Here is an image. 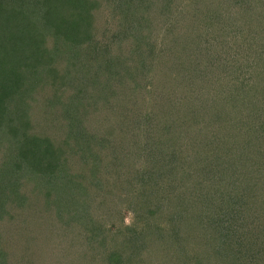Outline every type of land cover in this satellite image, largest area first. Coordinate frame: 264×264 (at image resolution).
Wrapping results in <instances>:
<instances>
[{
    "label": "trees",
    "instance_id": "16d2710c",
    "mask_svg": "<svg viewBox=\"0 0 264 264\" xmlns=\"http://www.w3.org/2000/svg\"><path fill=\"white\" fill-rule=\"evenodd\" d=\"M262 115L264 0H0V264H264Z\"/></svg>",
    "mask_w": 264,
    "mask_h": 264
},
{
    "label": "rangeland",
    "instance_id": "374dc122",
    "mask_svg": "<svg viewBox=\"0 0 264 264\" xmlns=\"http://www.w3.org/2000/svg\"><path fill=\"white\" fill-rule=\"evenodd\" d=\"M229 1H231V0H229ZM247 1H249V0H247ZM245 4V3H244ZM245 8H248V6L246 7V6H244ZM251 13L252 12H250L248 9H244V11H243V15H247L248 14V16H246V17H248V18H246L245 19V21H249L250 22V20H251V18L252 19H254L255 18V16L254 15H252L251 16ZM203 14H205V13H203ZM241 14V15H242ZM241 15H240V17H239V15H236L237 17H239L238 19V23H241L242 21H241V19H242V17H241ZM256 18H257V15H256ZM211 20H214L215 21V19H214V17H213V15H212V19ZM190 19H189V17H188V15H184L183 16V20H182V22H181V25H179L178 26V28H183V29H180L181 31L182 30H184V28H186V29H188L189 28V23H190ZM222 24V23H221ZM221 24L219 23V26H221ZM241 26H239V27H237V29L239 30V28H240ZM258 33V32H257ZM253 53L254 52H252L251 54L250 53H248V55L246 56V54L244 53V55H245V57H243V58H241V60L237 63V65L238 64H241L242 65V67L243 68H245L244 66H245V64H248L250 61H252V59H254L253 58ZM262 118H264V115H262V117H257V119H255L254 121H255V124H258V121H260ZM263 128H264V126H263ZM77 141H76V139L75 138H72L71 140H70V143L73 145V144H75ZM261 160H264V159H261ZM264 162V161H263ZM29 188H25V190L27 191ZM26 193H28V192H26ZM46 216H48V215H44V219L42 220V222H44V220L47 218ZM32 219V218H31ZM36 224V223H35ZM43 224V223H42ZM7 228H9V229H11V230H13L14 231V227H13V223H8V226L6 227V229ZM5 229V230H6ZM39 229H40V227H39ZM38 229V234H41L42 232H44V231H42V232H39L40 230ZM7 232V231H6ZM5 234V233H4ZM11 234V233H10ZM15 234V233H14ZM46 234H47V231H46ZM56 234V233H55ZM5 235H6V237H5ZM4 236H3V239H4V237H5V241H3V242H1V247L2 248H0V249H2V253H4L5 251H6V255H7V252H9L8 254H9V257L8 258H11L12 257V259H14V260H18V259H22V257L20 258V254L18 253L17 254V251L19 252V249L21 248V243H22V241L20 242V240H19V238L18 237H13L12 235L11 236H8V232L5 234ZM16 235V234H15ZM8 236V237H7ZM52 236V235H51ZM8 238V239H7ZM14 241V242H13ZM9 244V245H8ZM17 244V245H16ZM7 246H8V248H7ZM38 253H39V250L38 251H36L34 254H32V255H28L27 254V259H28V261L30 260V258H34L33 259V262H32V264H34V260H35V258H36V256L38 255ZM71 254V253H70ZM75 255V254H74ZM76 256V255H75ZM78 256V255H77ZM77 256H76V258L74 259V261H75V264H82V263H79V260H78V258H77ZM58 258H59V260L61 261V262H59L58 261ZM71 259V257L70 256H68V257H66V258H64L63 256H57V255H47V253L45 252V251H42L41 250V261H42V264H65L68 260H70ZM25 264V263H24ZM29 264V263H28ZM72 264V263H71Z\"/></svg>",
    "mask_w": 264,
    "mask_h": 264
}]
</instances>
